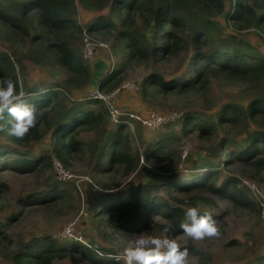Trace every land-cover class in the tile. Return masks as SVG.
Instances as JSON below:
<instances>
[{"label":"rangeland","instance_id":"rangeland-1","mask_svg":"<svg viewBox=\"0 0 264 264\" xmlns=\"http://www.w3.org/2000/svg\"><path fill=\"white\" fill-rule=\"evenodd\" d=\"M218 1L219 8H206L197 3L189 4L179 13L180 17L189 23L188 32L180 33L179 54L168 55L162 61L150 56L143 64L123 68L120 72L123 75L122 81L111 90L102 89L98 83L103 76L116 68L119 60L114 55L115 37L90 28L91 22L98 17L110 15V8L107 6L102 10L94 11L85 8L78 0L72 1V16L80 25L79 31L72 39L73 46L83 55L86 38L94 44L104 45L97 46L93 62L86 60L92 70L91 82L79 90L80 93L73 89L70 92L65 86L62 87L63 90L68 91L66 106L73 107L75 103L83 102L87 96L91 98L96 89L106 94L118 90V93L111 98V104L100 100V106L108 110L107 107L112 105L119 110L122 117H125L124 113H136L143 118L148 117L150 113H159L165 116L177 115V118L158 127H150L141 121H131L129 129L132 147L139 159L136 169L129 175L123 171V166H117L107 175L99 174L96 169L101 162L100 151L103 140L106 141L110 133L117 128L116 120L110 113L97 129L85 133L82 137L87 143L98 145L96 152L87 148L80 154H72L67 165L61 164L56 157H53L51 167L33 173L0 171V202L2 203L0 222L4 223L3 231H6L11 239L8 248L7 242L0 246V264H16L12 258L13 254L23 252L27 244L48 236L55 241L60 240L59 244L63 247L78 242L85 246L89 245L94 252L98 251L96 252L98 255L105 254L108 258H112L116 252L122 251L134 240L133 234L141 232L145 235L175 239L181 248L192 246L195 250L188 255V264H255L257 258L264 256V171L258 173L251 163L242 161H235L228 166L224 159L229 150L221 151L220 157L217 155L220 146L240 149L248 142L250 133L264 131V121L250 119L239 128L219 125L216 127V136L200 138L196 133L184 134L180 119L187 111H191L203 114L209 121L217 122L218 114L227 104L247 106L255 98H263L264 83L260 87H254L251 84L232 83L224 79L213 80L207 90L186 94L172 92L160 95L154 92L153 95H144L142 89L145 78L156 73L167 81H181L192 74V58L196 51L194 37L208 20L215 23L220 32L214 40L217 45L242 43L247 48L252 47L264 52V37L255 29L239 30L226 19V14L232 9L233 0ZM134 30L137 35L149 41L151 51L159 45L161 31L153 19L150 23L140 21ZM36 32L32 31L31 35L21 34L23 38L17 40V36H6L0 31V52L7 53L16 62L23 97L36 95V92L27 93L28 90H45L65 78L63 70L59 67H49L37 58V53L33 52L30 40L32 35L37 34ZM46 44H49V41H46ZM43 131L42 139L31 141L20 147V150L36 156L51 150L55 137L51 128ZM166 135L172 138L170 144V151L174 152L172 156H166L165 160L159 162L145 161L144 154L153 146H157L159 140ZM3 143L7 141L0 135V145ZM57 165H62L71 178L59 179ZM208 165L210 167L212 165L214 170H218L221 174L218 177V186L224 180L234 178L239 186L246 187V192L252 199L251 203L242 205L229 199L211 196V203L195 206L200 209V213L208 212L212 216H220V220L216 222L218 235L193 240L185 233H171L169 230L164 232L163 229L166 226H173V223L155 213L145 218L150 227L136 232L132 228L117 229L111 226L107 219L114 214L95 216L97 209L95 202L102 195L115 194L120 190L141 186L146 195L167 200L175 207H181L183 210L193 207L172 200L165 189L164 180L169 177L182 180L195 174L201 176L209 170ZM52 185H59L68 192L58 204H33L23 207L17 205L19 198L44 192ZM185 195L180 192L172 194L178 196V199L185 198ZM141 211L142 208L138 212ZM17 213V217L11 218ZM137 215L133 218H138ZM102 217L105 218V223H101ZM110 220L112 221L111 218ZM66 228L70 231L66 232ZM104 249L107 250L103 251ZM51 264H88V262L80 253L72 250L66 257L54 259Z\"/></svg>","mask_w":264,"mask_h":264},{"label":"trees","instance_id":"trees-1","mask_svg":"<svg viewBox=\"0 0 264 264\" xmlns=\"http://www.w3.org/2000/svg\"><path fill=\"white\" fill-rule=\"evenodd\" d=\"M72 1L0 0L1 33L6 36H17L19 40L23 38L21 34L31 35L32 31H37L30 40L33 52L37 53V58L49 67H59L65 74L62 82L45 90H28L27 93L36 92V95L22 97L36 113L35 126L23 138L9 134L11 117L7 113L3 114V118L0 119V135L7 143L0 145V171L33 173L51 167L53 157H56L61 164L67 165L72 154H80L87 148L96 152L98 148V145L87 143L82 137L85 133L97 129L106 120L109 111L104 106H100V100L89 96L83 102L75 103L73 107H67L65 101L69 90L71 92L73 89L80 93L79 90L92 80L89 64L86 63L81 51L72 44V39L80 29V25L72 16ZM78 1L85 8L94 11L102 10L107 6L110 8V15L98 17L90 25L93 31L115 37L114 55L119 60L116 68L103 76L98 83L99 87L107 90L113 89L122 81L123 75L120 72L123 68L143 64L150 56L162 61L168 55L179 54L180 33L189 30V23L180 17L179 13L189 4H202L206 8L220 6L218 0ZM152 19L161 31L160 43L153 51L149 48V41L137 35L134 30L140 21L150 23ZM226 19L239 30L255 29L264 37V0H233L232 9L226 14ZM216 31L218 33L215 34ZM219 35L216 24L206 21L194 37L196 51L192 58V74L181 81H167L157 73L150 75L145 78L142 85L144 95H153L154 92L160 95L172 92L201 93L209 88L211 81L221 79L260 87L264 83V52L252 47L247 48L242 43L217 45L214 40ZM46 41H49V44H46ZM3 79H12L17 85V92L21 93L16 62L7 53L0 52V80ZM63 86L68 91L63 90ZM217 117V122L209 121L203 114L187 111L180 118L182 132L186 135L196 133L200 138H211L216 136V127L219 125L239 128L250 119L264 121V97L251 100L247 106L229 103L223 107ZM53 123L55 124L52 128ZM116 124L117 128L110 133L106 141L103 140L100 151L101 162L98 167L96 166L99 174L107 175L117 166H123V171L129 175L138 165L139 158L133 151L127 119L121 117ZM50 128L55 137L51 150L38 156L20 150V147L31 141L42 139L43 130ZM250 135L248 142L240 149L220 146L217 155L220 157L221 151L229 150L224 159L228 166L235 161L248 162L256 172L261 173L264 171V131H256ZM171 140L172 138L167 135L161 138L157 146H153L144 154V160L159 162L165 160L166 156H172L174 152L170 151ZM222 145L226 144L222 143ZM220 175V172L214 170L211 165L201 176L195 174L182 180L172 179L175 177L165 178V189L172 200L192 206L211 203V196L229 199L242 205L252 202L246 187L239 186L234 178L224 180L218 186ZM175 192L191 196L185 195V198L178 199V196H172ZM67 195L68 192L61 186L52 185L44 192L19 198L17 205L23 207L33 204H58V201ZM95 207L96 217L102 214L108 216L114 214L113 217L110 216L113 222L110 218L107 221L109 220V224L117 229L132 228L135 232L148 229L150 226L145 218L155 213L173 223V226H167L171 233H183L179 229V224L186 218L184 210L171 205L167 200L146 195L143 186L120 190L115 194H104L95 202ZM141 208L142 211L139 213ZM134 215L138 218H133ZM17 216L18 213L13 214L11 218ZM219 218L220 216H213L215 222L220 220ZM100 221L105 223V218H100ZM3 226L4 223L0 222V246L7 242L8 248L11 239L7 232L3 231ZM59 242L60 240L55 241L50 236L44 237L27 244L23 252L13 254L12 258L16 264H51L54 259L66 257L67 253L73 250L80 253L88 264H116L113 258H108L105 254L98 255L96 253L98 251L94 252L89 245L85 246L77 242L63 247ZM184 248L188 249L189 254L195 250L192 246L181 249ZM255 264H264V256L257 258Z\"/></svg>","mask_w":264,"mask_h":264},{"label":"clouds","instance_id":"clouds-1","mask_svg":"<svg viewBox=\"0 0 264 264\" xmlns=\"http://www.w3.org/2000/svg\"><path fill=\"white\" fill-rule=\"evenodd\" d=\"M17 92V85L12 79L0 80V119L7 113L11 117L8 132L16 138H23L36 124V113ZM198 207L184 210L186 220L181 221L179 229L193 240L218 235V227L211 213L199 214ZM164 232L168 231L166 226ZM134 240L112 257L116 264H188V249H181L175 239L145 235L144 232L133 234Z\"/></svg>","mask_w":264,"mask_h":264},{"label":"built area","instance_id":"built-area-1","mask_svg":"<svg viewBox=\"0 0 264 264\" xmlns=\"http://www.w3.org/2000/svg\"><path fill=\"white\" fill-rule=\"evenodd\" d=\"M85 40H86V48H85L83 57L85 60L93 62L97 46H103L104 44L103 43L94 44V43L90 42L88 38H86ZM117 93H118V90L114 91L112 94H106L102 90L96 89L92 93L91 98L101 100L102 102L107 103V104H111V102H110L111 98H113L115 96V94H117ZM107 108H108L109 113L112 116V118H114L116 120V122H118L119 119L122 117L119 110L114 108L112 105L110 107H107ZM123 115L125 116V118L127 119V122L129 124L131 123V121L134 120V121H141L150 127H158L162 124L169 123L170 121H173L177 118V115L165 116V115H161L159 113H150V115H149L150 117L149 116H148L149 118L146 117L148 119L143 118V117H141V115L136 114V113H131V114L124 113ZM57 169H58L59 179L67 180V179L71 178V175L67 174L65 172V168L62 165H57ZM65 231L69 232L70 229L66 228ZM108 256L112 257L110 255H108Z\"/></svg>","mask_w":264,"mask_h":264},{"label":"crops","instance_id":"crops-1","mask_svg":"<svg viewBox=\"0 0 264 264\" xmlns=\"http://www.w3.org/2000/svg\"><path fill=\"white\" fill-rule=\"evenodd\" d=\"M131 124V123H130Z\"/></svg>","mask_w":264,"mask_h":264}]
</instances>
